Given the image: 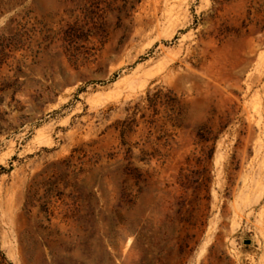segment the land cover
<instances>
[{"label": "rangeland", "instance_id": "374dc122", "mask_svg": "<svg viewBox=\"0 0 264 264\" xmlns=\"http://www.w3.org/2000/svg\"><path fill=\"white\" fill-rule=\"evenodd\" d=\"M0 264H264V0H0Z\"/></svg>", "mask_w": 264, "mask_h": 264}]
</instances>
